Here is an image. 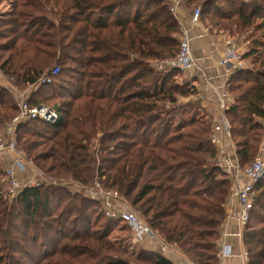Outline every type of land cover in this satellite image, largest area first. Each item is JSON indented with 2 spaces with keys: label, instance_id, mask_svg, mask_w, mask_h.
Listing matches in <instances>:
<instances>
[{
  "label": "trees",
  "instance_id": "16d2710c",
  "mask_svg": "<svg viewBox=\"0 0 264 264\" xmlns=\"http://www.w3.org/2000/svg\"><path fill=\"white\" fill-rule=\"evenodd\" d=\"M183 1L201 5L200 20L210 19L211 29L255 33L244 55L252 66L227 84L234 102L226 116L244 167L264 144V0ZM172 4L12 0L0 15V69L21 89L31 87L34 102L55 101L47 105L57 121L31 120L17 130L19 146L43 172L116 190L194 264H218L233 183L196 89L165 64L178 54L182 34ZM17 114L0 84V129ZM257 190L243 232L246 264H264V178ZM15 200L22 218L0 200V264L19 253L32 264H174L159 249L117 247L110 236L122 221L109 218L101 202L57 185L26 188Z\"/></svg>",
  "mask_w": 264,
  "mask_h": 264
},
{
  "label": "built area",
  "instance_id": "2783aa9c",
  "mask_svg": "<svg viewBox=\"0 0 264 264\" xmlns=\"http://www.w3.org/2000/svg\"><path fill=\"white\" fill-rule=\"evenodd\" d=\"M172 11L177 15V6L180 0H172ZM201 17V8L196 7L192 12V22L197 23ZM181 22V21H180ZM182 34L180 37V50L176 57L165 63L168 66L182 71H189L196 66V60L191 46L189 29L181 22ZM220 66L226 74L231 75L238 70L246 69V61L242 56L241 46L237 38L231 34L224 36V48L219 60ZM1 71V69H0ZM59 68L52 70L56 76ZM3 85L8 88L14 97L18 114L7 124L0 133V161L10 160L4 169L5 178L8 181L10 197H17L26 188L39 187L45 184L57 185L58 181L62 188L72 194H78L103 204L104 212L109 218H118L126 223L133 232L135 242L143 239H156L160 242L162 252H176L157 231L153 230L135 211L130 209L128 202L116 190H106L101 185L89 187L80 181L59 179L48 176L36 163L29 159L17 140V130L21 123L31 120H43L55 122L59 118L58 111L47 105L38 104L28 95L26 89H21L12 78L7 77L1 71ZM44 80L41 82L43 83ZM30 89V88H29ZM234 102L233 96L223 88L219 96L218 118L213 123L212 140L219 149V162L223 171L232 180L231 195L237 199V209L233 215L237 219L240 228H246L250 212L254 208L258 196L257 185L264 178V157L258 156L250 164L242 167L237 158L234 144L232 142L231 127L226 116V110ZM224 137L231 139L235 155L230 156L224 150ZM47 180V183L45 182ZM230 195V196H231ZM230 252L225 249L219 253L220 256H227ZM246 262L247 251L244 253Z\"/></svg>",
  "mask_w": 264,
  "mask_h": 264
},
{
  "label": "crops",
  "instance_id": "0c3cea01",
  "mask_svg": "<svg viewBox=\"0 0 264 264\" xmlns=\"http://www.w3.org/2000/svg\"><path fill=\"white\" fill-rule=\"evenodd\" d=\"M192 12L193 9L189 8L183 0H180L177 6V15L179 20L189 29L193 55L196 60V66L186 73L187 80H191V87H194L197 91L196 99L199 100L201 106L210 113V118L216 121L219 115L218 106L220 92L223 88H227L231 76L226 74L219 64L221 53L224 48V36L226 34L211 29L209 24L202 20L193 23ZM26 90L30 96V89L26 88ZM223 140L224 150H226L230 156H234L235 153L231 139L224 137ZM262 150V155L264 156V149ZM9 162L10 160L8 159L1 163L7 166ZM237 205L236 197L231 195L227 206V216L222 225L221 237L218 245L219 253L222 249L226 248L230 254L227 256L219 255L218 264H246L244 256L246 250L243 236L244 230L240 228L237 219L233 215L234 211L237 209ZM141 242L143 244L149 243L152 246H160V242L156 239L146 238ZM174 250L176 251L175 253L169 252L166 254L174 264H191L189 261L182 258V255L177 252L175 248Z\"/></svg>",
  "mask_w": 264,
  "mask_h": 264
},
{
  "label": "rangeland",
  "instance_id": "374dc122",
  "mask_svg": "<svg viewBox=\"0 0 264 264\" xmlns=\"http://www.w3.org/2000/svg\"><path fill=\"white\" fill-rule=\"evenodd\" d=\"M12 0H6L4 3H2V5H0V15L2 13H6V12H9L11 11L12 9ZM196 7H200L201 8V5H196L194 7H189V8H192V9H195ZM202 18V16H201ZM210 23V19H207V24ZM232 30H229V31H224L222 30L221 33H224V34H231L233 35L235 38H237L240 42V45H241V52H242V56L243 58L245 59V52L247 50V43H248V40H251L253 37V35L255 34L254 31L253 33L251 32L250 34H247V33H244V31H237L236 28H233L231 27ZM213 30H219L218 28H215ZM256 36V35H255ZM246 69L247 68H250L252 66V64H250V62H248L246 59ZM178 72H179V75L177 77V80L181 83H184L185 85L189 84L190 88H194V87H191V80H187V71H182V70H179L178 69ZM2 79H3V76L1 74V71H0V84H2ZM30 90H32V88L30 87ZM194 98H197L196 96H194ZM192 98V99H194ZM191 99V100H192ZM186 100H189V98L185 99ZM195 100V99H194ZM51 102H55V101H49L48 103L51 104ZM46 103V102H45ZM47 103V104H48ZM200 103V102H199ZM44 104V103H43ZM199 110L202 111L201 112V117L204 118V120H208L210 118V113L204 109L201 104L199 105ZM206 115V116H205ZM3 129V128H2ZM1 130V129H0ZM262 149H264V147L262 146L261 150L259 151V154L257 155L260 156V157H264L262 154ZM2 161H0V200L3 202H7L10 206H15V211L17 212V214H19L21 216V211L24 209L23 207V204H19L16 200L14 201V199L16 197H10V191H9V185H8V181L6 180L5 178V174H4V169H5V164L4 163H1ZM68 181V180H66ZM47 183V180L45 181ZM62 181H58V184L57 186H59ZM49 185H53V184H45V186H49ZM61 187V186H60ZM91 187V186H89ZM129 204V203H128ZM129 207L130 209H132L133 211H135L139 216L140 214L129 204ZM22 218V216H21ZM106 218V217H105ZM13 222H15V220L13 219ZM16 222L19 226H21V221L20 219H16ZM127 225L126 223L124 222H120V224L112 231L111 233V236H110V240L118 247H121V248H124V249H127L129 250L130 252H136L139 250L140 247H145V248H148V249H152L153 251H156L159 249V247H157L156 245H151V244H147V243H142L141 241L139 242H135L134 241V237H133V232L131 231V229L128 227V226H125ZM16 231V230H15ZM150 246V247H149ZM26 247L28 248L29 251H31V247L29 245H26ZM50 250H52V247L50 248ZM177 252H179L182 256V258H184L185 260L189 261L191 264H194L192 261L189 260L188 257H186L179 249H176ZM139 252V251H138ZM165 254H168V253H165ZM41 256H43V253L41 254ZM127 257V255H125ZM25 256L23 255H20L19 254H16L15 255V259L12 260V264H32L30 258L28 259H24ZM129 258V257H128ZM45 262V261H43ZM42 262V263H43ZM133 264H136V263H133Z\"/></svg>",
  "mask_w": 264,
  "mask_h": 264
}]
</instances>
